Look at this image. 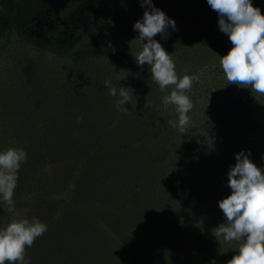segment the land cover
<instances>
[{
    "label": "trees",
    "instance_id": "1",
    "mask_svg": "<svg viewBox=\"0 0 264 264\" xmlns=\"http://www.w3.org/2000/svg\"><path fill=\"white\" fill-rule=\"evenodd\" d=\"M85 1L51 13L45 38L72 39L71 18ZM153 4L176 21L167 39H154L173 54L178 77H199L185 93L194 107L184 133L176 106L162 102L174 86L162 92L134 59L142 47L130 44L133 26L146 10L139 0L98 1L95 52L33 49L26 79L0 81V152L27 153L13 196L21 216L0 202V228L13 219L47 225L25 264H227L238 254L239 242L212 233L227 222L219 202L231 195L236 154L250 151L264 169V95L227 81L220 61L233 46L207 0ZM47 12L45 0H11L0 10V46ZM105 80L133 89L131 101L118 108L119 91L111 96Z\"/></svg>",
    "mask_w": 264,
    "mask_h": 264
},
{
    "label": "clouds",
    "instance_id": "2",
    "mask_svg": "<svg viewBox=\"0 0 264 264\" xmlns=\"http://www.w3.org/2000/svg\"><path fill=\"white\" fill-rule=\"evenodd\" d=\"M139 2L146 10L142 20L133 26L139 36L130 44L138 41L142 47L134 59L140 67L149 66L152 80L162 92L174 86L162 102L176 106L179 131L184 133L190 124L187 114L194 107L185 93L199 77H178L173 54L154 39L158 34L167 39L169 29H176V21L156 8L153 0ZM207 3L218 13L219 29L233 46L220 61L227 81L229 84L250 85L252 92L264 95V14L261 9L254 7L252 0H207ZM115 51L113 48V54ZM123 72H117V80L121 79ZM104 83L111 96L116 97L119 91L118 108L131 101L133 89L120 87L118 90L110 80ZM123 110L127 111L125 107ZM168 123L173 124L172 121ZM205 136L208 146H212L213 139ZM250 157V151L236 154L237 163L228 173L227 186L231 195L219 202L227 222L214 228L212 233L217 240L223 237L227 242H239L238 254L227 264H264V169L253 163ZM26 161L27 153L23 149L8 148L0 152V202L12 211H15L13 196L18 185V172ZM46 231L47 225L38 218L13 219L6 227L0 228V264H25L26 249L31 248Z\"/></svg>",
    "mask_w": 264,
    "mask_h": 264
},
{
    "label": "rangeland",
    "instance_id": "3",
    "mask_svg": "<svg viewBox=\"0 0 264 264\" xmlns=\"http://www.w3.org/2000/svg\"><path fill=\"white\" fill-rule=\"evenodd\" d=\"M99 0H86L73 14L71 24L75 36L66 42L51 43L44 34L52 27L51 13L62 9L66 0H45L47 14L36 19L31 27H17L13 33L5 37L0 46V81L7 82L14 75L26 79V72L31 67L29 51L39 50L52 57L75 56L95 52L99 40L95 32L93 15ZM253 6L260 8L264 14V0H252ZM11 0H0V10H8ZM27 69V70H26ZM6 215L21 216V212H12L10 207L3 208Z\"/></svg>",
    "mask_w": 264,
    "mask_h": 264
}]
</instances>
